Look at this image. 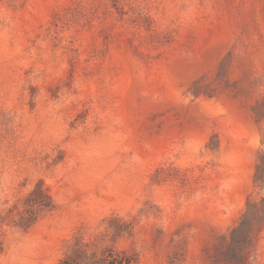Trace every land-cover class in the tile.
<instances>
[{"label": "rangeland", "instance_id": "1", "mask_svg": "<svg viewBox=\"0 0 264 264\" xmlns=\"http://www.w3.org/2000/svg\"><path fill=\"white\" fill-rule=\"evenodd\" d=\"M108 256L264 264V0H0V264Z\"/></svg>", "mask_w": 264, "mask_h": 264}, {"label": "trees", "instance_id": "2", "mask_svg": "<svg viewBox=\"0 0 264 264\" xmlns=\"http://www.w3.org/2000/svg\"><path fill=\"white\" fill-rule=\"evenodd\" d=\"M256 178L259 179V176ZM126 263L129 262H127L125 259L122 260V259L114 258L113 256L104 257L99 262V264H126Z\"/></svg>", "mask_w": 264, "mask_h": 264}]
</instances>
